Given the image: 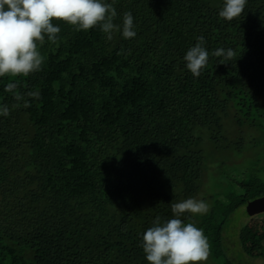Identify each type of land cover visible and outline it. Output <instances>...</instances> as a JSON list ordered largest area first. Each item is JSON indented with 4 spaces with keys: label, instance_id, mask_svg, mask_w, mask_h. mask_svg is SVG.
I'll return each mask as SVG.
<instances>
[{
    "label": "trees",
    "instance_id": "obj_1",
    "mask_svg": "<svg viewBox=\"0 0 264 264\" xmlns=\"http://www.w3.org/2000/svg\"><path fill=\"white\" fill-rule=\"evenodd\" d=\"M106 2L116 24L132 13L134 38L54 21L61 31L40 46L42 70L0 78L10 110L0 115V264H148L142 234L156 216L172 218V203L198 199L209 171L233 187L203 196L212 202L195 224L220 264H236L222 231L264 195V176L208 161L241 151L250 127L264 141V0L231 22L218 15L223 0ZM200 36L209 61L194 77L183 57ZM218 48L235 58L221 64ZM10 82L41 98L12 107ZM236 233L245 256L264 257V213Z\"/></svg>",
    "mask_w": 264,
    "mask_h": 264
},
{
    "label": "clouds",
    "instance_id": "obj_2",
    "mask_svg": "<svg viewBox=\"0 0 264 264\" xmlns=\"http://www.w3.org/2000/svg\"><path fill=\"white\" fill-rule=\"evenodd\" d=\"M248 0H223L219 10L222 20L238 19ZM117 10L106 0H0V78L28 77L42 70L45 57L40 46L45 39L56 43L61 28L54 21L64 22L76 31L99 28L111 41L114 34L121 32L123 38L136 36L134 17L131 12L123 13L122 24L114 23ZM205 38L189 48L183 59L186 68L194 77H199L209 61V52L204 47ZM222 57L221 64L235 58L232 48H218L212 52ZM17 83H8L4 91L12 93L18 107L31 106L28 98L39 100L38 91H17ZM10 113L7 104L0 105V115ZM208 205L203 200L187 198L171 204L172 218L156 216L152 226L142 234V250L148 264H206L211 255V244L203 228L186 223L185 214H206Z\"/></svg>",
    "mask_w": 264,
    "mask_h": 264
},
{
    "label": "rangeland",
    "instance_id": "obj_3",
    "mask_svg": "<svg viewBox=\"0 0 264 264\" xmlns=\"http://www.w3.org/2000/svg\"><path fill=\"white\" fill-rule=\"evenodd\" d=\"M246 133L247 136H245L244 147L241 149V151L233 152L232 154L219 155L218 157H216L217 159L215 158V156L213 157L209 156V161H208L209 166L213 164L215 160H218V158L220 160L222 158V160L225 161L224 164H226L227 166L234 163L232 162V159H234L238 164L234 166L235 169L237 168V166L246 169L250 168L249 169V173H250L251 169L253 168L254 171L258 172V174L264 176V169L262 170L259 167L262 166V164L264 165V163L262 160H261L262 162L258 161V159L262 158L264 154V141H262L258 145L255 144V140L260 136V129H257L256 127L255 128L250 127V129L246 130L245 134ZM208 174L209 175L206 176L203 182V186L200 192L198 193L199 200H202L203 196H208L211 193L215 194L218 192L221 195V193L227 192L230 190L231 187H233V185H231L230 183V180L223 178L220 172L209 171ZM211 202L206 201L208 207ZM262 213H264V211L255 214L260 215ZM198 216L200 215L193 216L191 223L195 224L196 220H198ZM247 216L248 213L245 210V206L238 207L231 215V218L229 219V223H228L231 226L229 228H225L222 231L223 242L227 247L225 252L227 253V256L231 257V259L236 264H264V257L259 258V257L245 256V254L241 251L239 247L236 229L239 227L240 224L244 222ZM206 264H220L219 258L215 256L212 249H211V255L209 256V259L206 261Z\"/></svg>",
    "mask_w": 264,
    "mask_h": 264
},
{
    "label": "water",
    "instance_id": "obj_4",
    "mask_svg": "<svg viewBox=\"0 0 264 264\" xmlns=\"http://www.w3.org/2000/svg\"><path fill=\"white\" fill-rule=\"evenodd\" d=\"M245 210L248 215H253L255 213L264 211V195L260 197H256L252 200H249L245 204Z\"/></svg>",
    "mask_w": 264,
    "mask_h": 264
}]
</instances>
